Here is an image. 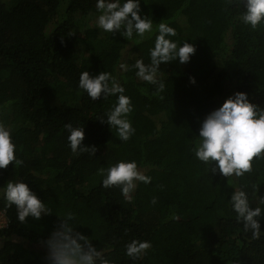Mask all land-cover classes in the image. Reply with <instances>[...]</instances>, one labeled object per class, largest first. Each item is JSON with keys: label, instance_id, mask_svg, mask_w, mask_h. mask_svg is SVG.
<instances>
[{"label": "trees", "instance_id": "16d2710c", "mask_svg": "<svg viewBox=\"0 0 264 264\" xmlns=\"http://www.w3.org/2000/svg\"><path fill=\"white\" fill-rule=\"evenodd\" d=\"M243 11L235 0H141L154 28L162 20L176 29L178 44L196 47L188 62L160 65L166 87L156 94L131 68L137 59L149 63L155 32L133 44L121 30L112 35L96 23L82 29L81 20L97 12L95 0H0V121L23 161L0 169V185L23 179L53 211L20 223L0 198V264H47L42 241L62 219L56 214L67 211L110 264H264V235L246 233L228 201L235 187L244 188L257 206L264 157L254 158L250 173L232 177L234 187L192 151L201 120L234 92L264 106V29L244 24ZM85 70L107 71L123 84L136 107L129 140L99 120L116 97L92 101L78 88ZM67 122L84 126L83 143L95 154L72 153ZM119 160L137 161L152 177L138 184L131 202L119 188L101 186L102 169ZM133 239L151 242L136 260L125 255Z\"/></svg>", "mask_w": 264, "mask_h": 264}, {"label": "clouds", "instance_id": "9594fccd", "mask_svg": "<svg viewBox=\"0 0 264 264\" xmlns=\"http://www.w3.org/2000/svg\"><path fill=\"white\" fill-rule=\"evenodd\" d=\"M232 2V0H230ZM237 5H243L240 20L251 29H264V0H235ZM95 7L100 13L96 20L97 27L112 35L121 30L120 34L133 44L152 37L155 32L154 46L149 49V63L137 59L131 68L142 81L155 85V93L165 90V82L160 78V65L177 61L184 64L195 54L193 43L185 41L179 44L172 37L177 35L176 29L167 23H156L141 12V0H95ZM127 71L129 66L120 65ZM195 83V77L191 78ZM78 88L86 92L92 101L99 98L107 99L115 96L116 101L107 110L105 117L110 129H115L116 136L122 142L131 138L136 129L132 125L129 114L134 105L131 98L125 94L123 84L107 71L92 75L88 70L79 76ZM163 97L161 96V99ZM68 135V146L75 155L82 153L95 154L96 148L83 143L84 126H74L71 122L64 125ZM195 146L192 149L195 157L208 165V171H219L221 176L241 177L253 170L254 158L264 157V106L254 103L245 91H236L228 96L217 108L210 111L200 122V128ZM17 145L12 136V130L0 121V169L6 168L10 162L19 168L23 161L17 155ZM152 177L138 166L135 160H119L102 169L101 186L104 188H119L123 198L131 202L133 193L139 183L148 184ZM257 193L258 186H253ZM258 196L257 206L253 207L249 193L244 188L235 187L228 199L235 219L242 222L246 233L250 232L253 239L264 235L261 228V218H264V196ZM0 198L6 207H15L16 219L27 223L29 217L39 221L42 216L53 213L44 199L35 192L23 179H9L0 185ZM152 203H156L153 198ZM62 219L54 227L42 243L47 248V264H110L105 258V249L97 248L90 236L76 230L79 221L76 213L67 211L56 214ZM85 225V224H84ZM151 242L133 239L125 245V255L133 260L143 257Z\"/></svg>", "mask_w": 264, "mask_h": 264}, {"label": "rangeland", "instance_id": "374dc122", "mask_svg": "<svg viewBox=\"0 0 264 264\" xmlns=\"http://www.w3.org/2000/svg\"><path fill=\"white\" fill-rule=\"evenodd\" d=\"M98 15H99V13L97 11V12L91 13V14L87 15L85 18H83L81 20L82 29H85L89 26H93L96 23ZM184 42L179 43V44H183ZM135 110H136V107L134 106L133 111L129 114V117H128L130 119L131 123H132V117L134 115ZM5 223H6V217L4 215V211L0 210V226H2V225L4 226Z\"/></svg>", "mask_w": 264, "mask_h": 264}, {"label": "built area", "instance_id": "2783aa9c", "mask_svg": "<svg viewBox=\"0 0 264 264\" xmlns=\"http://www.w3.org/2000/svg\"><path fill=\"white\" fill-rule=\"evenodd\" d=\"M5 225H6V223H5Z\"/></svg>", "mask_w": 264, "mask_h": 264}]
</instances>
